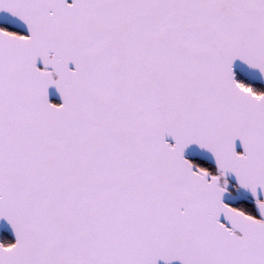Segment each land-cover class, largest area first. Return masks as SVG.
<instances>
[{
	"label": "snow or ice",
	"instance_id": "1",
	"mask_svg": "<svg viewBox=\"0 0 264 264\" xmlns=\"http://www.w3.org/2000/svg\"><path fill=\"white\" fill-rule=\"evenodd\" d=\"M0 264H264V0H0Z\"/></svg>",
	"mask_w": 264,
	"mask_h": 264
}]
</instances>
